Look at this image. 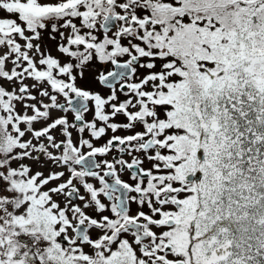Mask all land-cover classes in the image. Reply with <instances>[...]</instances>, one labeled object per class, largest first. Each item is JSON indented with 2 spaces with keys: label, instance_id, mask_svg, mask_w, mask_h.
Instances as JSON below:
<instances>
[{
  "label": "snow or ice",
  "instance_id": "snow-or-ice-1",
  "mask_svg": "<svg viewBox=\"0 0 264 264\" xmlns=\"http://www.w3.org/2000/svg\"><path fill=\"white\" fill-rule=\"evenodd\" d=\"M0 264H264V0H0Z\"/></svg>",
  "mask_w": 264,
  "mask_h": 264
}]
</instances>
